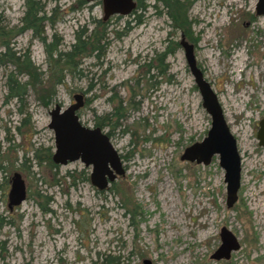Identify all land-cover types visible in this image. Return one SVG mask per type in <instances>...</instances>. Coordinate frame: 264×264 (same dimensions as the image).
Here are the masks:
<instances>
[{"label":"rangeland","instance_id":"rangeland-1","mask_svg":"<svg viewBox=\"0 0 264 264\" xmlns=\"http://www.w3.org/2000/svg\"><path fill=\"white\" fill-rule=\"evenodd\" d=\"M31 1L44 4L45 15L53 10L55 22L43 20L42 35L45 42L55 37L61 53L93 20L105 22L106 38L102 55L75 59L55 85L41 41L28 28L16 30L25 0H0V27L12 33L7 45L31 63H0V264H264V146L256 139L264 119V14L249 21L245 15L256 0H178L188 6L191 37L185 39L240 156L237 198L229 208L217 156L207 165L180 159L204 137L209 116L182 49L162 62L157 56L180 34L161 1L142 0L139 24L130 13L102 20L99 1ZM74 93L85 101L80 122L93 127L103 117L122 162L123 175L101 190L89 182L90 167L51 160L48 111L55 103L66 107ZM12 172L23 179L25 198L8 210ZM221 227L240 247L215 260Z\"/></svg>","mask_w":264,"mask_h":264},{"label":"water","instance_id":"water-1","mask_svg":"<svg viewBox=\"0 0 264 264\" xmlns=\"http://www.w3.org/2000/svg\"><path fill=\"white\" fill-rule=\"evenodd\" d=\"M101 4L102 20L110 16H126L134 8V0H99ZM257 13H264V0L255 3ZM178 45L182 48L187 68L193 78L201 106L209 116V127L199 141L186 146L181 160L207 165L213 156H217L218 165L223 170L225 184V206L231 207L237 198L240 181V156L234 136L224 118L222 108L209 82L203 77L196 66L193 45L182 35ZM83 106V95L72 94V102L62 108L58 103L48 111L47 127L53 133V151L51 160L55 164L64 165L68 162L80 161L84 167H90L89 182L96 189L101 190L123 175V167L118 152L112 146L109 137L98 126L83 125L77 111ZM256 139L258 145L264 146V119L257 123ZM25 198V185L21 176L14 172L10 177L7 192V206L11 209L20 204ZM240 247L234 234L224 227L219 230V245L211 254L215 260L228 259L231 252ZM141 264H150L147 259Z\"/></svg>","mask_w":264,"mask_h":264},{"label":"trees","instance_id":"trees-1","mask_svg":"<svg viewBox=\"0 0 264 264\" xmlns=\"http://www.w3.org/2000/svg\"><path fill=\"white\" fill-rule=\"evenodd\" d=\"M163 6L166 8V14L172 21V25L179 29V31L184 35L185 38L189 39L191 37L188 32L190 22L186 19V10L187 7L184 3L179 2L178 0H160ZM29 2H33L31 0H25V4L28 6L25 14L22 17V25L17 27L18 33H21L24 29H30L34 35V37L38 38L44 46V52L46 54V64H47V76L50 74L49 79L55 80V85L60 84L63 79L62 72L66 70V72H71V68L76 65L75 59H79L80 57H87L88 55H94L95 58L103 54L104 51V41H105V22L99 20H93L94 25L91 29H87L86 27H81L80 30L74 33V42L69 46V49L63 53L57 51L58 41L55 37H52L49 42H45V37L42 35V26L41 23L43 20L48 22L50 26L53 25L55 19H53V10L50 11L49 15H45L43 12L44 4H41L39 1H35L34 4L29 6ZM79 5H83L85 0H77ZM32 4V3H31ZM144 5L142 0H136V5L134 10L130 12V14L134 15L135 10L142 8ZM180 11V12H179ZM40 15H39V13ZM119 17V16H117ZM134 24H139L140 19L138 15L133 16ZM39 23V25L37 24ZM128 25V24H127ZM12 33L10 30L5 31L2 27H0V46H4V51L0 52V63L13 61V63L19 62L20 64H31L28 62H22L21 54L15 55V52L10 51L8 47V38L11 37ZM174 45L173 48L165 47V49L158 54L159 60L162 62L163 58L172 53L173 49L178 46L177 42L172 43ZM26 55V54H25ZM8 57V58H7ZM23 57V55H22ZM26 56L24 57V59ZM7 59V61H4ZM4 61V62H3ZM32 66V65H31ZM150 68L149 64L147 65ZM153 67V66H151ZM155 67V66H154ZM31 68V67H29ZM34 68V67H33ZM166 69V67H165ZM36 70V71H35ZM164 70V68L162 69ZM35 75L39 74L36 68L32 71ZM54 85V86H55ZM55 87L52 86V93L54 94ZM21 96V93L17 94ZM43 94H41L42 96ZM121 101V100H120ZM119 101V102H120ZM117 109V108H116ZM111 115L119 116L115 112L110 113ZM105 119V118H104ZM101 118L95 124L97 126H103L101 124ZM108 259L105 258V261Z\"/></svg>","mask_w":264,"mask_h":264},{"label":"flooded vegetation","instance_id":"flooded-vegetation-1","mask_svg":"<svg viewBox=\"0 0 264 264\" xmlns=\"http://www.w3.org/2000/svg\"><path fill=\"white\" fill-rule=\"evenodd\" d=\"M88 1H99V0H88ZM257 1V0H256ZM99 3H100V1H99ZM256 3V2H255ZM135 5H136V0H134V8H135ZM134 8L132 9V10H134ZM186 13H187V10H186ZM262 14H264V13H257V11H256V9H255V4H254V9H253V12L248 16V14H246L245 13V15L247 16V18H248V21H249V18L251 19V20H254L255 18H257V17H259V16H261ZM180 32V31H179ZM180 35H182L183 37H184V35L180 32V34H179V36ZM185 38V37H184ZM178 47H180L179 45H178ZM181 48V47H180ZM182 49V48H181ZM197 66V65H196ZM198 67V66H197ZM199 68V67H198ZM200 69V68H199ZM200 71H201V69H200ZM203 75V74H202ZM147 80H149V79H147ZM84 97H83V104H84ZM102 120H103V117H100ZM102 120H101V122H102ZM97 126V125H96ZM101 130H102V132H104L108 137H109V133H108V131L107 132H105V131H103V126H98ZM12 173H14V172H12ZM12 173L10 174V176H9V179H8V182L10 183V177H11V175H12ZM7 195H6V207H7V209L8 210H11V209H9L8 208V206H7ZM19 205V204H18Z\"/></svg>","mask_w":264,"mask_h":264},{"label":"bare ground","instance_id":"bare-ground-1","mask_svg":"<svg viewBox=\"0 0 264 264\" xmlns=\"http://www.w3.org/2000/svg\"><path fill=\"white\" fill-rule=\"evenodd\" d=\"M232 128V127H231Z\"/></svg>","mask_w":264,"mask_h":264}]
</instances>
